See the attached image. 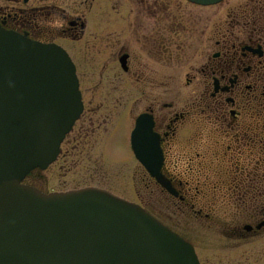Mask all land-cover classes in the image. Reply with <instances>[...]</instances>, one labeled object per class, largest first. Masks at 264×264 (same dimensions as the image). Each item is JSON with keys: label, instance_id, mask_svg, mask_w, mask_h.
<instances>
[{"label": "flooded vegetation", "instance_id": "1", "mask_svg": "<svg viewBox=\"0 0 264 264\" xmlns=\"http://www.w3.org/2000/svg\"><path fill=\"white\" fill-rule=\"evenodd\" d=\"M99 3L103 10L94 11ZM213 7L187 0H0V29L74 44L83 112L58 162L101 144L110 164L136 163L130 176L148 194L179 200L203 223L211 242L199 246L187 237L201 264H264V0L242 1L226 20L203 10ZM181 79L192 86L187 97L176 89ZM140 116L176 197L129 150ZM118 141L120 158L110 150Z\"/></svg>", "mask_w": 264, "mask_h": 264}, {"label": "water", "instance_id": "2", "mask_svg": "<svg viewBox=\"0 0 264 264\" xmlns=\"http://www.w3.org/2000/svg\"><path fill=\"white\" fill-rule=\"evenodd\" d=\"M78 87L62 48L0 32V264H199L190 244L135 204L20 184L56 158L82 110ZM148 167L158 176L160 164Z\"/></svg>", "mask_w": 264, "mask_h": 264}, {"label": "rangeland", "instance_id": "3", "mask_svg": "<svg viewBox=\"0 0 264 264\" xmlns=\"http://www.w3.org/2000/svg\"><path fill=\"white\" fill-rule=\"evenodd\" d=\"M244 0H224L221 4L213 7L203 9L206 13L221 12V17L226 20L227 13ZM103 3L97 4L94 11H100ZM58 42L68 50L72 55L74 44L70 39L59 38ZM175 74L180 75L181 67L174 68ZM183 76V75H182ZM176 85V89L184 96L187 97L192 86L186 87L185 81ZM73 138V136H71ZM102 141V139L100 140ZM72 144L70 145V148ZM94 150L88 151L78 159H69L66 164L56 162L46 171L35 170L28 177L26 182L36 186L37 188L47 192L52 190L66 191L74 188H81L84 184H92L99 188H107L113 190L116 194L124 196L130 200H137V196L143 199L144 205L147 209L163 220L167 225L171 226L175 231L184 236H191L196 239L198 245L205 243L212 239L213 235L209 233L207 236L203 234L204 229L200 222H196L190 218V215L184 210L178 209V201H171L168 197H156L148 194V189L145 185H141V180L131 178V173L136 163L134 164H110L109 159L99 154H103V145L98 144L92 146ZM82 150V148H80ZM110 150L112 154L118 158L122 157V144L118 141L116 144H111ZM87 152L89 157H87ZM104 157V159H103ZM85 158V160H84ZM91 160V164L87 162ZM105 160V161H104ZM112 172L113 179L107 180L108 172ZM118 173V174H117ZM120 173V174H119ZM125 174L126 176H124ZM106 175V176H105ZM157 203H160L162 211L156 209ZM203 236V237H201Z\"/></svg>", "mask_w": 264, "mask_h": 264}]
</instances>
